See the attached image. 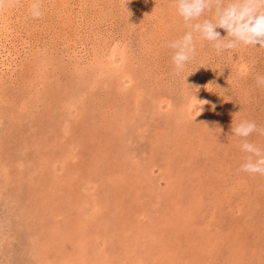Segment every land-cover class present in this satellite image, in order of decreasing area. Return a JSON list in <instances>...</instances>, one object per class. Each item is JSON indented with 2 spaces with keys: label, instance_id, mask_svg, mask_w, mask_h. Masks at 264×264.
I'll use <instances>...</instances> for the list:
<instances>
[{
  "label": "rangeland",
  "instance_id": "obj_1",
  "mask_svg": "<svg viewBox=\"0 0 264 264\" xmlns=\"http://www.w3.org/2000/svg\"><path fill=\"white\" fill-rule=\"evenodd\" d=\"M32 2L0 6V264H264V176L231 132L264 127V47L193 33L176 74L173 0Z\"/></svg>",
  "mask_w": 264,
  "mask_h": 264
},
{
  "label": "clouds",
  "instance_id": "obj_2",
  "mask_svg": "<svg viewBox=\"0 0 264 264\" xmlns=\"http://www.w3.org/2000/svg\"><path fill=\"white\" fill-rule=\"evenodd\" d=\"M2 3L3 0H0V6ZM173 3L178 15L191 29L167 45L174 50L172 63L176 74L181 73L194 57L196 46L193 33L211 43L217 52L234 50L240 45L264 47V0H228L226 4L225 0H173ZM206 10H214V16L201 20ZM29 11L33 18L43 17L41 0H33ZM217 29L225 30L226 35L222 37ZM256 83L264 86V76L258 75ZM199 111L201 114L203 108L200 107ZM231 132L242 138L240 148L249 154L239 170L264 176V149L247 139L254 132L264 135V127H259L254 121L241 120L231 127Z\"/></svg>",
  "mask_w": 264,
  "mask_h": 264
}]
</instances>
